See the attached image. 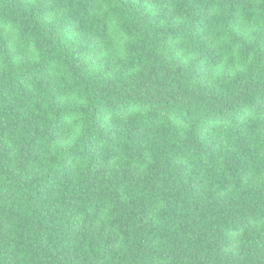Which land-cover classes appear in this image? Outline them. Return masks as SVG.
<instances>
[{
    "label": "trees",
    "instance_id": "16d2710c",
    "mask_svg": "<svg viewBox=\"0 0 264 264\" xmlns=\"http://www.w3.org/2000/svg\"><path fill=\"white\" fill-rule=\"evenodd\" d=\"M0 264H264V0H0Z\"/></svg>",
    "mask_w": 264,
    "mask_h": 264
}]
</instances>
